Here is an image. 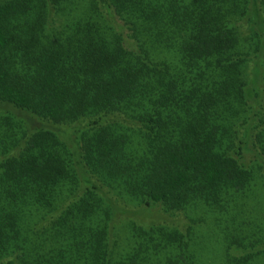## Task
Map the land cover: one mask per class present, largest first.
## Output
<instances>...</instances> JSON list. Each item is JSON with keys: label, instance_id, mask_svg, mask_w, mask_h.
<instances>
[{"label": "trees", "instance_id": "trees-1", "mask_svg": "<svg viewBox=\"0 0 264 264\" xmlns=\"http://www.w3.org/2000/svg\"><path fill=\"white\" fill-rule=\"evenodd\" d=\"M78 1L0 2V264H203L191 227L164 220L229 204L255 176L249 155L264 162V8ZM247 14L253 39L234 27ZM130 213L133 246L114 257ZM220 242V264L264 252Z\"/></svg>", "mask_w": 264, "mask_h": 264}, {"label": "rangeland", "instance_id": "rangeland-1", "mask_svg": "<svg viewBox=\"0 0 264 264\" xmlns=\"http://www.w3.org/2000/svg\"><path fill=\"white\" fill-rule=\"evenodd\" d=\"M1 1L3 2L5 0H0V2ZM85 1L86 0H79L78 3H70V6L75 10L76 5H79L77 8L78 11H80L83 6L81 2ZM252 3H254L261 12L263 11L264 7L261 4L262 0H249L248 7H250ZM251 24L252 17L247 14L244 18L238 17L237 20H235L234 27L242 38L253 39L254 34L249 30ZM257 59L262 73L260 80H263L260 84L262 86L259 85L258 87L262 94L261 100H259L262 105L264 102V52ZM255 60L256 59L246 65L248 80L253 78V63ZM255 109L258 115L261 109L259 106H256ZM251 112L252 111H250L249 115H251ZM80 124L81 126L84 125V123ZM74 126L75 125H73V127ZM249 141H251V139H249ZM247 162H249L247 167H254L256 171L245 194L241 196L234 194V196H229L230 203L227 205L222 203V206H220L223 207L225 205L223 209H219L220 207H217V204L206 206L202 203H194L185 208L183 212H178L176 215H171L164 220V223L170 226H176L180 230L188 226L191 227L192 243H196L197 245L200 244L202 247L199 252L205 254L203 264H220L222 256V245L220 240L224 237H228L229 239L234 238V240L241 241V243L243 242L249 246H256V248L264 244V162L262 160H257V158L251 155H249ZM121 197L123 198L117 196L115 199H117V202L122 205V207L127 209L139 208L135 200L124 195H121ZM130 210L132 211V209ZM132 214L130 213L128 216L119 215V220L121 218H131ZM158 216L159 213L154 210L151 215L147 214L146 217L149 220H157L159 219ZM127 221L128 219H121L113 232L114 257L124 255L131 249V246H133L134 242L131 241L129 228L124 226ZM48 250L49 247L47 246L41 255L45 256ZM163 258L165 257L151 264H164L165 260H162ZM173 260H175L174 262L178 261L176 258H173ZM257 260L258 262H253L252 264H264V252L259 255Z\"/></svg>", "mask_w": 264, "mask_h": 264}]
</instances>
